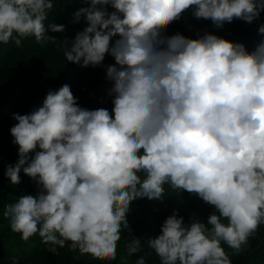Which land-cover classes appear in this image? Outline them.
<instances>
[{"label":"clouds","instance_id":"clouds-1","mask_svg":"<svg viewBox=\"0 0 264 264\" xmlns=\"http://www.w3.org/2000/svg\"><path fill=\"white\" fill-rule=\"evenodd\" d=\"M86 2L73 21L83 16L87 26L63 55L82 67L113 57L106 68L111 115L80 107L68 85L49 90L30 113L13 114L18 160L4 175L18 184L27 162L22 171L38 190L6 206L11 230L22 240L38 234L53 246L68 242L81 254L115 259L130 203L161 199L167 184L214 211L188 224L169 215L147 240L159 264H232L222 243L239 253L264 224V39L249 53L214 34L162 33L185 12L217 28L234 18L251 23L264 0ZM53 8V0H0V43L19 45L15 37L28 36L41 46L55 42L46 30L64 26L45 24ZM126 247L132 256L141 242ZM135 264H146L144 257Z\"/></svg>","mask_w":264,"mask_h":264},{"label":"trees","instance_id":"trees-1","mask_svg":"<svg viewBox=\"0 0 264 264\" xmlns=\"http://www.w3.org/2000/svg\"><path fill=\"white\" fill-rule=\"evenodd\" d=\"M54 5H57L49 12L45 24H58L64 26L62 33L55 34L46 30V35L56 38L55 42H48L43 45V51H39V65L55 71V75L49 79L47 93L49 90H57L63 85H68L73 97L76 99L80 107L94 110L99 108L107 109L111 115L112 111V96L108 94V90L112 87V83L106 79V68L114 65L113 57L107 53L103 61L97 66L82 67L81 63H72L65 60L63 50L71 43L77 32L82 31L86 26V21L81 16L78 22L73 21V13L81 7H87L86 0H53ZM62 4V6H61ZM107 11H114L111 7H107ZM261 24H264V11L260 12L258 18L251 23L240 19H233L231 22H225L221 27L217 28L210 19L195 18L191 12H185L177 20L167 25L162 33L165 36H172L177 33L189 39H197L205 33L214 34L234 43L244 42L247 45L246 51L251 53L254 51L261 39H264V34L257 33ZM113 37L110 41L113 43ZM254 38H256L254 40ZM21 39V38H20ZM254 40V41H253ZM21 43V41H20ZM62 43L61 48L58 46ZM8 49L0 47V56H4L5 61H0V149L9 145L13 140L10 134V128L14 126L16 121L8 114V111L17 107L15 102L10 98L12 94L23 84V67L25 64V54L21 44L16 45L14 40H10L7 44L2 43ZM67 44V45H66ZM66 45V46H65ZM245 47V48H246ZM15 57L16 66H13L12 59ZM11 60V61H9ZM62 64L61 68L58 65ZM17 68V69H16ZM40 151L39 148L29 153V161L34 157L35 152ZM18 157L12 159L11 164L14 165ZM24 166H27V162ZM22 166V168L24 167ZM21 171L19 175V183L15 184L14 191L10 194V204L15 203L20 196L23 195L24 181L30 178ZM22 177V178H21ZM143 178V174H141ZM5 191L0 189V194L3 198ZM187 191L182 189H172L170 185L164 186V193L161 199L138 198L130 203L129 211L126 214L128 228H121V239H125L127 244L133 239H139L140 235H129L131 227H135V232H140V227L143 225H157L160 221L159 214L168 206L177 203L183 198ZM3 209H0V218L10 223V217L4 215ZM41 238L33 240L32 244L41 245ZM137 252L135 258L143 256L146 264H159V259L154 252L146 246ZM3 241H0V245ZM43 244V243H42ZM47 244V243H46ZM8 244L6 243V246ZM47 246V247H46ZM39 253L38 257L32 255H16L18 253L17 246L9 245V249L13 250L17 258V264H104L106 258H95L90 254H81L79 250H70L68 242L64 247L53 246L47 244ZM127 246V245H126ZM227 245L223 244V249ZM55 247V251L51 249ZM13 255V256H14ZM229 259L232 264H262L264 263V245L254 246L253 251H242V253L231 252Z\"/></svg>","mask_w":264,"mask_h":264},{"label":"rangeland","instance_id":"rangeland-1","mask_svg":"<svg viewBox=\"0 0 264 264\" xmlns=\"http://www.w3.org/2000/svg\"><path fill=\"white\" fill-rule=\"evenodd\" d=\"M55 6L57 5H54V7ZM257 33H259L258 30ZM55 34L58 35V33ZM15 38L21 41V48H23L25 54V64L22 69L23 84L17 89V91L14 92V94L10 96V98L13 99L15 102L14 105L18 104L17 107L8 111V114L11 117H13V114H28L35 108L41 106L42 101L47 94L48 84L51 83L49 79L55 75L54 69L51 70L48 68L41 67L39 65L38 60L39 57H41L39 55V51H43L44 49L43 46H41L35 41L34 37L28 36ZM255 39L256 38H254V40ZM240 44H242L244 48L246 47L245 45H247L244 42H241ZM58 46L61 48L62 43H60ZM0 47H3V49H8V47L4 46L2 43H0ZM246 49L247 47L245 48V50ZM4 59H6L4 58V56H0V61H5ZM11 59V64L13 66H16L17 59L15 57ZM61 66L62 64H59L58 68H61ZM17 157L18 145L13 143V140L9 145L0 149V189L6 192L5 196L7 197L3 198V196H1L0 194V209H3L2 213H4L6 206L10 204V194L15 189V186H13L12 183L8 180V178L4 175L5 166L12 165V159H15ZM23 188V195H35L38 190L37 185L32 178H27L24 181ZM213 211L214 208L212 206L206 204L204 201H202L201 198L197 197L194 193H187L177 203L168 206L167 209L163 210V212L159 214L160 221L157 223V225H143L139 229L140 232H135V227H131L129 235L131 236L134 233L135 235H140L139 240H142V246L146 248L147 240L149 238H155L157 235L160 234V227L163 221L169 215H172L174 212L178 217H183L184 223L188 224L193 219L206 221L207 216ZM37 238H40L38 234L30 237L28 240H22L19 233H15L11 230L10 223H6L5 220H2L0 218V241H3V244L0 245V264H12L13 260H17V258H15L16 256L13 253V250L9 249V245H12L13 247L17 246L19 252L16 253V255L26 254L27 256L32 255L38 257L39 253L42 251V249L45 248L47 244L42 242L43 244L41 243V245H33V240H36ZM6 243L8 244L7 246ZM126 245L127 241L123 238L120 239L117 242L116 258H106L104 264H135V260L137 259L135 257H137V254L128 256ZM261 245H264V224L260 225L256 232L248 238L247 243L242 246L239 253H242V251L246 250L253 251L254 246ZM224 251L227 255L233 252V250L228 248L227 246L224 248Z\"/></svg>","mask_w":264,"mask_h":264}]
</instances>
